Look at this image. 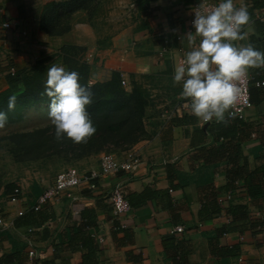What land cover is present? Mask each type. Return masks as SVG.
<instances>
[{
  "label": "crops",
  "instance_id": "obj_1",
  "mask_svg": "<svg viewBox=\"0 0 264 264\" xmlns=\"http://www.w3.org/2000/svg\"><path fill=\"white\" fill-rule=\"evenodd\" d=\"M59 2L0 0V22L13 24L12 30H0V91L9 89L12 69L19 74L38 62H45L47 67L51 63L60 65L61 48L72 45L84 50L80 57L91 68L92 85L118 74L129 85L126 90L131 91L132 83L137 84L135 79L153 78L159 84L143 88L158 89L160 94L151 95L156 99L143 120L149 137L128 152L114 153L120 161L133 154L144 162L127 184L130 214L116 218L109 201L112 188L125 182L127 173L101 174L95 190L83 187L73 192L75 200L65 196L60 203L48 204L47 212L54 218L33 228L31 235L28 227L0 230V264L13 263V252L18 245L28 246L27 240L38 252L47 253L46 259L34 260L83 264L85 251L69 246L86 219V210L95 219L84 232L94 239L100 264H212L208 237L232 222L228 213L231 206H247L255 223L264 219V202L251 199L246 190L223 202L232 180L244 184L245 178H255L264 168V88L256 86L264 81V68L249 70L253 106L244 120L205 123L192 114L190 100L181 95L182 84L173 83L174 69L183 57L180 50L187 53L200 41L195 37L196 44L190 45L187 38L189 32L195 35L194 0H101L100 14L78 13L69 32L51 36L42 29V14L46 7ZM233 2L238 8L246 7L253 16L245 27L247 39L237 43L250 42L264 51V0ZM166 39L171 46L164 53ZM226 126H233V130ZM102 155L85 157L73 168L81 173L100 171ZM236 173L244 178L235 177ZM13 183L23 189L21 202L11 204L0 193L1 201L7 202L0 206V215L12 220L36 201L34 186L40 192L52 186L43 188L39 181L30 186ZM27 193L32 196H25ZM205 200L209 204L217 202L222 209L209 221L202 218ZM178 226L185 227V233L174 237L171 231ZM238 228L240 231L223 236L221 245H240L244 264H258L251 255L256 251L259 256L258 251L264 250V229L253 232L247 223ZM171 238L180 242L179 250H175L176 241ZM26 253L24 257L29 258L28 249Z\"/></svg>",
  "mask_w": 264,
  "mask_h": 264
},
{
  "label": "trees",
  "instance_id": "obj_2",
  "mask_svg": "<svg viewBox=\"0 0 264 264\" xmlns=\"http://www.w3.org/2000/svg\"><path fill=\"white\" fill-rule=\"evenodd\" d=\"M100 1L61 0L55 6L46 7L42 14V29L51 36L63 35L71 30L75 21L74 17L78 13H87L89 16L100 14L101 8H98ZM83 51L82 48L72 45H66L61 48L63 66L68 71L78 72L80 84L89 87L94 94V102L87 107V111L94 126L97 128L96 133L87 143L82 144H75L66 137L58 142L55 139V128L53 125L26 132L11 133L2 138L1 142L5 144L7 153L16 163L44 162L47 164L50 162H61L65 159V163L70 165L92 155L101 153L114 155L115 152H128L136 144L149 137L143 122L149 107L152 105L151 95L148 90L144 89L143 86L132 83V90L127 91L122 86V78L118 74H114L107 82L92 85L90 83L91 68L79 55ZM46 79L47 69L44 67V62H38L29 71L19 74L15 73V75L10 74L9 89L0 92V111L7 112L8 124H15L21 121L27 110L35 107L41 108L42 106L48 108L50 100L44 94ZM16 89L18 90L14 91ZM250 93L252 99L254 95L252 88ZM13 94L17 97L16 106L14 110L9 111L8 99ZM226 127L233 130V126ZM222 136H226V134ZM256 175L258 176H255V178H245L242 189L232 180L227 193L233 191L237 195V191L240 189L246 190L251 199L264 202V168ZM234 176L244 178L239 173ZM16 189L17 185L15 183L3 186L0 179V193L3 192V195L9 197L14 194ZM34 193L38 196L36 201L43 194L38 186H34ZM36 201L25 211L23 216L15 220V228L28 227V229H33L42 227L50 219L54 218L47 212L46 206L50 203L37 212L34 210ZM205 201L207 203H204L202 218L209 221L212 220L214 215L221 213L222 209L221 205L217 203L218 195L217 200H215L217 202L209 204V201ZM129 203L131 205V201ZM228 213L232 217V222L228 226L216 230L213 235L208 237L210 253L213 258L212 264H234L242 257L240 245L224 247L220 242L223 236L240 231L238 225L247 223L249 224V229L253 232L264 229V219L256 223L253 222L250 219V212L247 206H231ZM84 215L86 219L77 230L76 236L73 240L71 239L72 242L69 247L72 250L77 247V249L85 251L83 264H100L97 261L98 250L95 241L90 233L87 232L85 234L86 232H84L85 228L88 229L93 225L95 218L90 210H86ZM45 233H47V229ZM171 239V241H176L174 238ZM18 247L19 249L13 252L14 262L10 264H50L39 260H29L26 256L24 257L28 249L26 244L18 245ZM179 248L180 242L176 241L175 250H179ZM183 259L184 256L181 254L180 260L182 262Z\"/></svg>",
  "mask_w": 264,
  "mask_h": 264
},
{
  "label": "clouds",
  "instance_id": "obj_3",
  "mask_svg": "<svg viewBox=\"0 0 264 264\" xmlns=\"http://www.w3.org/2000/svg\"><path fill=\"white\" fill-rule=\"evenodd\" d=\"M196 11L192 21L194 33L187 34L188 51L174 69V85L182 84L181 95L190 100L192 114L203 121L227 124L230 109L238 103L242 84L250 69L264 68V51L247 39L245 27L251 16L246 7H236L233 0H219L211 9ZM76 71L51 64L47 69L44 94L49 97L48 119L55 128V139L65 137L75 144L87 143L96 133L87 107L94 102L89 87L80 84ZM15 94L8 99V109H15ZM227 113V116H226ZM8 124L7 112L0 111V129Z\"/></svg>",
  "mask_w": 264,
  "mask_h": 264
},
{
  "label": "built area",
  "instance_id": "obj_4",
  "mask_svg": "<svg viewBox=\"0 0 264 264\" xmlns=\"http://www.w3.org/2000/svg\"><path fill=\"white\" fill-rule=\"evenodd\" d=\"M219 0H194L192 4V11L195 16L196 11H203L202 8H199V5H203V8L211 9L212 7L216 6ZM13 29V24L11 22H0V30L9 31ZM178 41L181 39L178 38ZM171 46L170 40L164 41L163 52L166 53ZM181 54L183 57L180 58V61L185 58L186 52L182 50ZM15 70H11V74L15 75ZM251 78L248 74L246 80L240 84L239 86L242 89L241 97L236 104V106L230 109L231 117L229 120H244L245 113L248 109H250L252 104L251 99ZM122 85L126 86L127 82L125 80L122 81ZM258 88H264V81H259L256 83ZM227 116V115H226ZM209 121H205L208 123ZM217 123V122H215ZM143 161L138 158L136 155H130L126 159L120 161L112 154H103L100 158V171H92L91 173H81L76 168H70L62 173H60L54 184L48 187L43 194L38 198L36 201L34 210L40 211L43 206L48 203H60L63 197H70L75 200L73 197V192L77 189L87 187L91 190H95L97 185L95 181L100 177L101 174L105 176L109 175H117L121 172L127 173L128 179L125 182H118L112 188L109 201L111 203L113 213L116 218H123L130 214L132 207L129 203L127 198V184L132 180L133 175L137 172V169L143 165ZM264 179V176H263ZM236 185L242 189L244 186L243 183L237 182ZM237 191V194L243 192V190ZM23 189L20 185H17V189L15 190L14 194L9 196L8 200L11 204H17L22 201ZM236 196V192L229 191L227 193L226 199L223 201L224 203L230 202ZM222 202V201H220ZM204 203H207L204 201ZM25 213L24 210L18 212V217L23 216ZM11 229H15V220L6 219L3 215H0V230L1 231H10ZM34 230L29 229L28 235H30ZM185 233V227L178 226L171 231V235L174 237H179ZM28 243V257L30 260L34 259H46L47 253L38 252L35 248V245L31 240H27ZM244 258L241 257L239 259V264H244Z\"/></svg>",
  "mask_w": 264,
  "mask_h": 264
},
{
  "label": "rangeland",
  "instance_id": "obj_5",
  "mask_svg": "<svg viewBox=\"0 0 264 264\" xmlns=\"http://www.w3.org/2000/svg\"><path fill=\"white\" fill-rule=\"evenodd\" d=\"M103 31V28H102ZM79 53V52H78ZM83 52H80L79 55L81 56ZM80 58V57H79ZM60 65H63V60ZM45 63V62H44ZM53 64V63H51ZM56 64V63H55ZM51 65H48L50 67ZM34 66H32L33 68ZM44 67L48 69V67L44 64ZM29 67L25 71H29L32 69ZM43 69V68H42ZM24 71V72H25ZM39 73V72H37ZM41 73V72H40ZM17 74V73H16ZM42 75V74H40ZM46 77V76H45ZM15 78V77H14ZM137 84H142V86L149 84V85H158L159 83L153 78H146V79H135ZM14 82L12 83L13 86ZM92 84V83H91ZM161 84V83H160ZM123 86V85H122ZM124 88H129V85L123 86ZM2 89V87L0 88ZM150 95L156 94L159 96V91L156 90L155 92L152 89L146 88ZM18 89L14 90L17 91ZM2 92V91H0ZM156 97L151 99V102L155 100ZM48 108L45 107H35L25 112L22 120L15 123V124H7L4 129H0V179L1 184L3 186L13 183V182H20L22 185L26 186L27 184L32 185L34 182H38L41 184L43 188L47 187L48 185H52L55 181L57 176L74 167V164H66V160L61 162H50L45 164L44 162H37V163H16L14 159L7 153L5 144L1 142V139L11 133H18V132H26L31 131L38 128H44L47 126H51V122L48 119ZM27 191V190H26ZM32 196L31 194H26L25 196ZM2 198H0L1 201ZM8 201V200H7ZM3 203L0 206L6 204V201H1ZM259 254L257 255L256 251L254 255H251L253 258V262H258V264H264V250L258 251ZM256 258V259H254ZM245 262V261H244ZM252 262V261H251Z\"/></svg>",
  "mask_w": 264,
  "mask_h": 264
}]
</instances>
